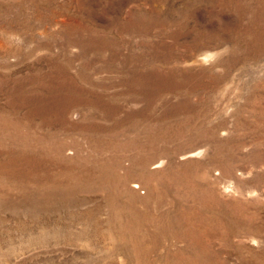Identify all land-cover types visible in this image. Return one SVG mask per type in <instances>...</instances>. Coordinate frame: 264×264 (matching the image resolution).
Returning <instances> with one entry per match:
<instances>
[{
  "label": "rangeland",
  "instance_id": "1",
  "mask_svg": "<svg viewBox=\"0 0 264 264\" xmlns=\"http://www.w3.org/2000/svg\"><path fill=\"white\" fill-rule=\"evenodd\" d=\"M0 264H264V0H0Z\"/></svg>",
  "mask_w": 264,
  "mask_h": 264
}]
</instances>
